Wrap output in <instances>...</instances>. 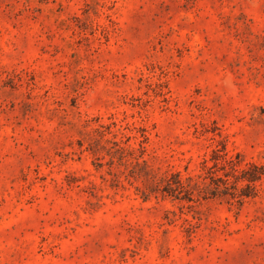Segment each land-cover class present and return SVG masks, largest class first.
<instances>
[{
  "label": "rangeland",
  "instance_id": "rangeland-1",
  "mask_svg": "<svg viewBox=\"0 0 264 264\" xmlns=\"http://www.w3.org/2000/svg\"><path fill=\"white\" fill-rule=\"evenodd\" d=\"M221 145L264 167V0H0V264H264V178L129 174L207 183Z\"/></svg>",
  "mask_w": 264,
  "mask_h": 264
},
{
  "label": "trees",
  "instance_id": "trees-1",
  "mask_svg": "<svg viewBox=\"0 0 264 264\" xmlns=\"http://www.w3.org/2000/svg\"><path fill=\"white\" fill-rule=\"evenodd\" d=\"M115 146V144H113ZM111 148L110 150H112ZM107 150L113 160L118 156V162L123 159V150L115 149L112 152ZM223 163L218 166L219 161ZM212 167L203 166L204 178L207 183H198L189 177L183 181L178 172L170 173L169 175H161L154 173L147 167L135 164L134 168L129 172L131 177H144L143 187L138 191L147 199L152 193L161 191L162 194L172 197L173 199L183 200L186 202L193 201L194 195L201 197L203 200L211 198L234 199L237 203H242L245 199L254 198L257 196V183L264 178V167L255 163H245L244 167L240 166L244 163L240 154H235L234 157H227L225 148H221L213 152ZM145 164L144 161L142 162ZM109 164H112L110 161ZM218 166V168H217ZM222 171V175H218L217 171ZM115 177V176H114ZM230 179H233L230 182Z\"/></svg>",
  "mask_w": 264,
  "mask_h": 264
}]
</instances>
